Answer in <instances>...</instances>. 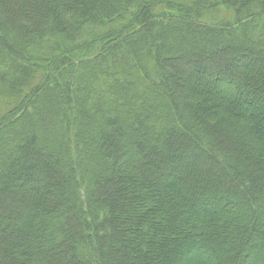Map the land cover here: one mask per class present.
I'll return each instance as SVG.
<instances>
[{"label":"trees","instance_id":"1","mask_svg":"<svg viewBox=\"0 0 264 264\" xmlns=\"http://www.w3.org/2000/svg\"><path fill=\"white\" fill-rule=\"evenodd\" d=\"M0 264H264V0H0Z\"/></svg>","mask_w":264,"mask_h":264},{"label":"rangeland","instance_id":"2","mask_svg":"<svg viewBox=\"0 0 264 264\" xmlns=\"http://www.w3.org/2000/svg\"><path fill=\"white\" fill-rule=\"evenodd\" d=\"M257 26H259V25H257ZM257 28H259V27H257ZM215 95H217V94H215ZM218 97V96H217ZM235 96L234 95H230V94H228V95H226V94H219V101H221V102H223L224 104H225V106L226 107H229V106H233V105H235V104H233L234 103V101H235ZM211 205L210 204H208V203H206L205 205H204V208L206 209V210H209V211H213L214 213H216L217 211H215L214 209L213 210H211L212 208L210 207ZM208 211V212H209ZM198 257H205V258H208L206 255H205V253L204 254H201V253H199L198 254Z\"/></svg>","mask_w":264,"mask_h":264}]
</instances>
